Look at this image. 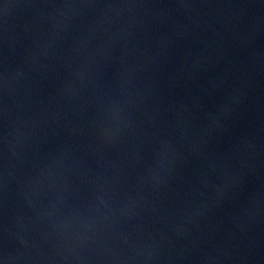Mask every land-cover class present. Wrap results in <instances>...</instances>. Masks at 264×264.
I'll return each instance as SVG.
<instances>
[{"label": "water", "instance_id": "95a60500", "mask_svg": "<svg viewBox=\"0 0 264 264\" xmlns=\"http://www.w3.org/2000/svg\"><path fill=\"white\" fill-rule=\"evenodd\" d=\"M0 264H264V0H0Z\"/></svg>", "mask_w": 264, "mask_h": 264}]
</instances>
